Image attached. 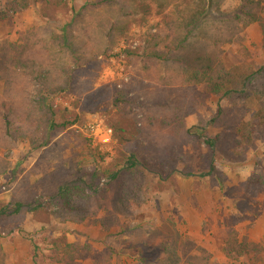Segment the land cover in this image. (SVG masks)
Listing matches in <instances>:
<instances>
[{"label": "trees", "instance_id": "1", "mask_svg": "<svg viewBox=\"0 0 264 264\" xmlns=\"http://www.w3.org/2000/svg\"><path fill=\"white\" fill-rule=\"evenodd\" d=\"M227 1L93 0L52 26L69 12V0H8L0 11V25H10L17 13L33 6L40 7L43 23L0 48V185L9 171L3 151L9 153L24 142L33 151L43 150L55 131L83 124L84 111L109 117L113 155H99L80 181L53 186L48 197L62 224L92 223L109 234L120 227L119 216L143 206L147 178L175 188L178 178L222 175L219 161L244 163L256 143L264 141V65L257 68L254 59H248L253 63L229 67L226 48L261 22L264 0H236L225 12ZM153 19L158 23L150 28L164 32L148 36L144 47L139 43L124 52L135 68L133 82L121 89L120 82L96 87L131 26ZM56 96L71 109L54 108ZM212 97L226 106L217 108L210 121L215 132L206 136L204 128H189L186 121ZM243 186L245 194L238 203L248 204L250 197L264 193V176L252 175ZM110 194L113 201H108ZM15 205L14 210L3 209L2 215H19L26 207L22 202ZM27 206L37 211L43 205ZM237 210L247 218L241 207ZM228 231L223 248L228 259L264 261V246L239 240L231 227ZM51 244L56 264H78L94 252L90 243L69 242L65 235ZM149 262L181 264L165 246L152 260L141 256V264ZM186 264L211 262L194 257Z\"/></svg>", "mask_w": 264, "mask_h": 264}, {"label": "rangeland", "instance_id": "2", "mask_svg": "<svg viewBox=\"0 0 264 264\" xmlns=\"http://www.w3.org/2000/svg\"><path fill=\"white\" fill-rule=\"evenodd\" d=\"M92 1L69 0V12L52 26L70 19L71 10L78 11ZM7 4L8 0H0V11ZM235 5L236 0H228L223 10L228 12ZM39 9V6H33L17 13L10 25H0V48L16 42L19 34L28 28L42 24ZM157 23L158 19H153L147 25L131 26L126 37L115 46L96 87L120 82L118 88L121 89L133 82L135 68L129 65L124 52L137 48L139 43L144 47L148 36L158 34L159 30L150 28ZM119 52L123 53L122 57L115 56ZM226 52L229 67L238 62L253 63L247 62L248 59H254L257 68L264 65V11L261 22L243 31ZM52 103L54 108L62 105L71 109L70 103L57 96L53 97ZM220 106H226L220 98L207 99L197 113L187 119V126L202 127L203 135L212 136L215 130L210 121ZM82 116L83 124L51 134L50 143L43 150L33 151L24 142L18 143L9 153L2 152L8 159L9 171L0 185V264H34L35 261L37 264H56L51 240L62 235L69 242H88L93 246L94 252L78 264H141V256L152 260L162 246L172 249L181 264L194 257L208 259L211 264H264V261L243 258L230 260L223 253L230 227L239 240L264 246V193L250 197L248 204L238 203V198L245 194L246 180L252 175L264 176V141L257 142L255 150L249 151L246 161L240 165L219 161L217 168L222 175L207 179L178 178L175 188L163 187L155 178H147L142 193L143 206L119 216L120 227H114L109 234L92 223L62 224L56 216L54 202L48 197L53 186L80 181L84 172L96 166L99 155H113L115 140L104 146L89 129L92 124L109 128V117L88 111ZM44 136L42 134V139ZM90 148L98 152L93 154ZM108 201H113L112 194ZM17 202L26 204L19 215H2L3 209L14 210ZM36 202L43 205L37 211L27 206L36 207ZM237 207L242 208L247 218L239 214ZM236 219L239 221L232 227ZM35 254L38 255L36 260Z\"/></svg>", "mask_w": 264, "mask_h": 264}, {"label": "built area", "instance_id": "3", "mask_svg": "<svg viewBox=\"0 0 264 264\" xmlns=\"http://www.w3.org/2000/svg\"><path fill=\"white\" fill-rule=\"evenodd\" d=\"M90 131L94 137L98 139V142L104 146H108L112 143L113 132L109 128H104L102 125L92 124L89 126Z\"/></svg>", "mask_w": 264, "mask_h": 264}]
</instances>
